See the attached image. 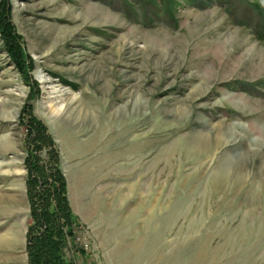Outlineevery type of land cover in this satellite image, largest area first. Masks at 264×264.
Masks as SVG:
<instances>
[{
  "label": "rangeland",
  "instance_id": "obj_1",
  "mask_svg": "<svg viewBox=\"0 0 264 264\" xmlns=\"http://www.w3.org/2000/svg\"><path fill=\"white\" fill-rule=\"evenodd\" d=\"M263 23L264 0H0V264H29L37 176L72 264H264Z\"/></svg>",
  "mask_w": 264,
  "mask_h": 264
},
{
  "label": "trees",
  "instance_id": "obj_2",
  "mask_svg": "<svg viewBox=\"0 0 264 264\" xmlns=\"http://www.w3.org/2000/svg\"><path fill=\"white\" fill-rule=\"evenodd\" d=\"M258 8L259 4H255ZM262 26V32L264 35V23ZM8 35V34H7ZM8 45L13 47L11 53L16 51V46L13 44L12 35L5 36ZM15 56H18L15 53ZM19 59V57L17 58ZM19 63V62H18ZM31 132H35L34 136L30 138L29 144L33 143L30 149H39L37 141H42L43 145L49 148V158L51 162L57 161V156L52 148V141L48 136H41V127L32 123ZM54 164V163H53ZM55 166V165H54ZM57 184L53 190L46 185V181L42 182V178L37 176L33 179L34 184L37 182L39 188H34L31 191V205H32V218L33 224L28 227L27 231V251L29 254V264H72V262L66 258L64 248L67 244V236L73 235L72 220L68 213V208L64 195L63 180L57 177ZM56 184V185H57ZM55 189V190H54ZM58 190V192H56ZM63 219L64 223H56L58 220ZM63 227H66L64 230ZM43 248L41 252H44V256L38 255L35 251Z\"/></svg>",
  "mask_w": 264,
  "mask_h": 264
},
{
  "label": "bare ground",
  "instance_id": "obj_3",
  "mask_svg": "<svg viewBox=\"0 0 264 264\" xmlns=\"http://www.w3.org/2000/svg\"><path fill=\"white\" fill-rule=\"evenodd\" d=\"M58 111H60V108H57V109H53V112H58Z\"/></svg>",
  "mask_w": 264,
  "mask_h": 264
}]
</instances>
